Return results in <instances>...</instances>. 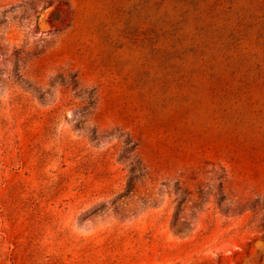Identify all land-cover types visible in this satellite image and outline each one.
<instances>
[{
    "label": "rangeland",
    "instance_id": "1",
    "mask_svg": "<svg viewBox=\"0 0 264 264\" xmlns=\"http://www.w3.org/2000/svg\"><path fill=\"white\" fill-rule=\"evenodd\" d=\"M0 264H264V0H0Z\"/></svg>",
    "mask_w": 264,
    "mask_h": 264
},
{
    "label": "bare ground",
    "instance_id": "2",
    "mask_svg": "<svg viewBox=\"0 0 264 264\" xmlns=\"http://www.w3.org/2000/svg\"><path fill=\"white\" fill-rule=\"evenodd\" d=\"M215 248H216V247H215ZM215 248H214V249H215Z\"/></svg>",
    "mask_w": 264,
    "mask_h": 264
}]
</instances>
